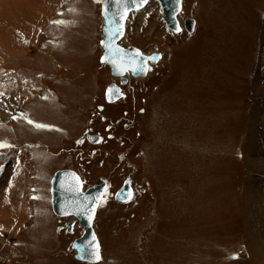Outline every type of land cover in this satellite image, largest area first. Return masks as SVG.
<instances>
[{
  "label": "rangeland",
  "instance_id": "1",
  "mask_svg": "<svg viewBox=\"0 0 264 264\" xmlns=\"http://www.w3.org/2000/svg\"><path fill=\"white\" fill-rule=\"evenodd\" d=\"M100 1L0 0V264H264V0H182L192 32L156 0L132 12L121 44L162 57L118 104ZM86 130L105 142L77 143ZM60 168L136 187L96 209L97 263L75 260L82 227L51 209Z\"/></svg>",
  "mask_w": 264,
  "mask_h": 264
},
{
  "label": "water",
  "instance_id": "2",
  "mask_svg": "<svg viewBox=\"0 0 264 264\" xmlns=\"http://www.w3.org/2000/svg\"><path fill=\"white\" fill-rule=\"evenodd\" d=\"M157 1L159 3L160 11L162 14L161 19L164 21L165 25L171 31L175 33H179L175 31V26L179 24L182 30V26L180 25L177 19V15L182 8V1L179 0V3H177V0H157ZM147 2L144 3L143 6L139 8V10L142 9L147 4ZM127 9H128L127 17L131 11H136V9L133 7L131 3V0H129L127 4ZM123 14H124V6L120 5L117 2V0H101L100 15L102 17V26H101V37L99 39V44L102 48V51L99 56V61L110 68V74L113 77H118L120 78V80L123 79L124 74H129L133 77L143 78L147 74L149 64H155L158 60L155 62L147 61L143 65L145 71L142 73L141 72L134 73L131 70L139 62L138 60L132 61L131 63H122L121 60L119 59V56H115L113 57V59L116 62L115 67L113 66L112 63L102 62V57H106L107 47H119L120 49H124V50H139V52L143 55V57H149L152 56L153 54L159 55L160 58L162 57L161 52L152 51L150 53H144L141 49H139L134 45H129L126 47L121 44V40L123 39L125 33V22H126V19L124 20L121 19V16H123ZM121 26H122L123 34L116 35L113 30ZM183 27L188 32H192L194 29V19L191 17L185 18L183 21ZM110 35H111V41L109 44L108 42L110 39ZM133 54L134 51L128 52L129 56ZM112 86H114L120 92L119 86L116 85V83L113 82L108 83L104 90L105 99L108 102H113L122 96L121 95L118 97L110 98L107 93H108V89ZM86 138L92 143H94L93 140L99 141V136L94 134H87ZM77 178L79 179L77 180ZM104 186H105V181L102 180L94 185L83 188V183L80 178V175L72 168L57 169L55 170V172L53 173L50 179L49 193H50L51 209L53 213L61 217H68V216L72 217L71 220L65 222L67 232L71 231V229L73 228L76 222L82 227L81 234L75 237L70 245L71 249L74 251L73 257L79 261H84L88 263L98 262L90 258L81 259V256H86V253L78 251L79 246L85 245L92 240L93 234L95 235L96 241L99 244V251H100V243L98 241L97 234L93 228V220L95 215L91 219V221H89L88 216L91 214V212L88 211V212H83L81 214L80 212L76 211L75 207L68 209V211L71 212L70 215H65L62 213L65 211V205L68 204L69 202L72 203L74 206H79L81 209H83L85 205L92 204L94 198H99L102 196ZM129 191H131L130 185L128 184V179H125L122 185L115 191L114 199L119 202H125L124 198ZM117 193H119L120 195L117 196ZM74 245L76 247H74Z\"/></svg>",
  "mask_w": 264,
  "mask_h": 264
},
{
  "label": "snow or ice",
  "instance_id": "3",
  "mask_svg": "<svg viewBox=\"0 0 264 264\" xmlns=\"http://www.w3.org/2000/svg\"><path fill=\"white\" fill-rule=\"evenodd\" d=\"M117 2L120 5L124 6V14H123V16H121V19L122 20L127 19V13H128L127 4L129 2V0H117ZM146 2H147V0H131V3H132L133 7L136 10H139V8L142 7L143 4L146 3ZM177 3H179V0H177ZM53 23H63V21H53ZM113 31H114V33L116 35H122L123 34L122 33V26L115 28ZM175 31L176 32H180L181 31V28H180L179 24H177L175 26ZM110 41H111V35H110V39H109V42H108L109 44H110ZM102 43H104V42H102ZM129 51H134V54L129 56L128 55ZM115 56H119V59L121 60L122 63H131L132 61H137L138 60L139 62L136 64V66L131 69L134 73H136V72H141V73L144 72L145 68L143 67V65L147 61L155 62V61L160 59L159 55H157V54H153L152 56H149V57H143V55L139 52V50H124V49H120L119 47H107L106 57H102V62L112 63L113 66L115 67L116 66V62L113 59V57H115ZM107 94H108V96L110 98L118 97V96L122 95V93H120L119 90L116 89L114 86H112V87H110L108 89V93ZM28 122L29 123H33L32 121H28ZM36 127L43 128V127H49V126L48 125H36ZM82 142L83 141H77V143H82ZM93 142L95 143V142H99V141L98 140H93ZM4 146L11 147L10 145H4ZM78 179L79 178H77V180ZM119 195L120 194L117 193V196H119ZM124 199H125V202L132 200L133 199V193L131 191H129ZM106 201H107V191H105L103 196H101L99 198H94L93 199V203L89 204V205H85L83 207V209H81L79 206H74L72 203L69 202L68 204L65 205V211L62 214L70 215L71 212H69L68 209L75 207L76 211L80 212L81 214L83 212L90 211L91 214L88 216V219H89V221H91V219L95 215L96 209L99 208V207H102L103 204L106 203ZM74 247H76V246L74 245ZM78 251L86 253V256H81V259L90 258V259H92L94 261H99L101 259L100 251H99V244L96 241V237H95L94 234L92 235V240L91 241H89L85 245H82V246L78 247ZM233 258H235V257H233Z\"/></svg>",
  "mask_w": 264,
  "mask_h": 264
},
{
  "label": "flooded vegetation",
  "instance_id": "4",
  "mask_svg": "<svg viewBox=\"0 0 264 264\" xmlns=\"http://www.w3.org/2000/svg\"><path fill=\"white\" fill-rule=\"evenodd\" d=\"M182 1V0H181ZM148 53V52H147ZM149 68V67H148ZM112 76V75H111ZM135 78L136 77H133V76H131V75H129V74H127V75H124V77H123V79L122 80H120V78H118V80H117V78L115 77L114 78V80H112L111 82H113V83H116V85H118L119 86V89H120V92L122 93V96L119 98V99H121V98H123L124 99V96H125V92H124V88H125V86H130V87H132L131 86V81L132 80H135ZM127 81V82H126ZM111 82H109V83H111ZM126 89V88H125ZM132 89L134 90V88L132 87ZM124 94V95H123ZM103 97H104V100L106 101V99H105V94H103ZM122 99V100H123ZM116 101V100H115ZM115 101H113V102H115ZM107 103H112V102H108V101H106ZM105 102V103H106ZM106 103V104H107ZM102 107V106H101ZM104 129L106 130V131H109L110 129H111V123L109 124V123H106L105 125H104ZM87 134H94V135H97V136H99V142H97V143H92L91 141H89L87 138H86V135ZM106 137L107 138H111L112 137V133H110V132H106ZM83 140H86L87 142H89V143H92V144H94V145H97V144H99L100 142H105V140L104 139H102V137H101V135H100V132H98V131H96V132H88L87 130L85 131V135H84V138L83 139H81V141H83ZM94 152H96V148H92L91 150H90V153L91 154H93ZM75 170V169H74ZM76 171V170H75ZM76 172H78V171H76ZM78 174L80 175V177L82 178V175H81V173H79L78 172ZM83 179V178H82ZM81 179V180H82ZM125 179H128V184L130 185V188H131V192L132 193H134L135 192V190H136V187H135V185H134V183H133V181H132V178H131V176L130 175H126V176H124L123 178H122V180H121V183L119 184V186L117 187H115L112 191H108L107 190V187H108V181L107 180H105V179H103V178H100V180L98 181V182H100V181H102V180H104L105 181V186H104V190H103V193H102V196H103V194L105 193V190L107 191V193L109 194V196H111L112 198H113V200H114V193H115V191L122 185V183H123V181L125 180ZM98 182H95V183H93L92 185H94V184H96V183H98ZM82 183L84 184V181L82 180ZM89 186H91V185H89ZM88 187V186H87ZM83 188H86V187H83ZM115 202H118V203H122V202H119V201H115ZM72 219V218H71ZM71 219H69V220H71ZM66 221H68V220H66ZM66 221H64V223L66 222ZM61 227H62V225H58L57 226V228H59V229H61ZM65 228H66V226H65Z\"/></svg>",
  "mask_w": 264,
  "mask_h": 264
},
{
  "label": "bare ground",
  "instance_id": "5",
  "mask_svg": "<svg viewBox=\"0 0 264 264\" xmlns=\"http://www.w3.org/2000/svg\"><path fill=\"white\" fill-rule=\"evenodd\" d=\"M149 2H150V0H148V2H147L148 5L146 4V5L143 7V9H141V10H144V9L146 10V9L149 7ZM156 2L158 3L157 0H156ZM100 3H101V1H100ZM158 8H159L158 11L161 13L159 3H158ZM136 11H138V10H136ZM132 12H134V11H131V12L128 14V17L130 16V14H131ZM99 14H100V9H99ZM161 15H162V14H161ZM100 16H101V15H100ZM128 17H127V19H128ZM177 18H178V15H177ZM127 19H126V21H127ZM178 21H179V20H178ZM163 22H164V21H163ZM125 24H126V22H125ZM164 24H165V23H164ZM180 25L182 26V30H184L183 24H180ZM101 26H102V17H101V23H100V30H101ZM165 26H166V25H165ZM166 27H167V26H166ZM167 28H168V27H167ZM168 29H169V28H168ZM182 30H181V31H182ZM181 31H180V32H181ZM172 32H173V31H172ZM174 33H175V32H174ZM0 38H1V37H0ZM0 41H1V39H0ZM100 54H101V53H100ZM100 54H99V55H100ZM97 57H98V56H97ZM160 60H161V59H159L155 64H152V66L158 64ZM101 64H102V63H101ZM150 67H151V65L149 66V68H150ZM148 72H149V70L147 71V74H146V76H145L144 78L147 77ZM109 73H110V71H109ZM124 75H127V74H124ZM114 78H115V77H113V80H114ZM116 78H117V80H118V77H116ZM136 79H142V77H136L135 80H136ZM126 82H127V81H126ZM131 82H132V81H131ZM105 87H106V86H104L103 91L105 90ZM165 90H166V89H165ZM103 91H102V92H103ZM123 95H124V94H123ZM45 98H46V97H45ZM45 98H44V99H45ZM121 99H122V98H121ZM117 100H119V99H117ZM117 100H116V101H117ZM116 101H115V102H112V103H113V104H118V102H116ZM158 112H159V111H158ZM162 112H163V109H162ZM8 115H9V114H8ZM16 119H17V118H16ZM28 119H29V118H28ZM14 120H15V119H14ZM154 125H155V124H154ZM166 126H168V125H166ZM35 127H36V126H35ZM31 129H32V128H31ZM164 129H165V128H164ZM166 129H167V128H166ZM165 134H166V133H165ZM163 135H164V134H163ZM166 137H167V136H166ZM165 143H166V142H165ZM167 143H168V142H167ZM179 158H180V157H179ZM177 159H178V158H177ZM178 166H179V165H178ZM172 170H173V169H172ZM50 179H51V178L48 179L49 183H50ZM169 192H170V191H169ZM176 193H177V192H176ZM38 195H39V194H38ZM165 195H168V194L166 193ZM158 196H159V195H158ZM49 198H50V196H49ZM169 198H170V197H169ZM160 200H161V199H160ZM166 202H168V201H166ZM125 203H126V202H125ZM121 204H122V203H121ZM168 204H169V202H168ZM159 205L162 206L161 203H160ZM159 205H158V206H159ZM158 206L156 207V210H158V209H160V208L162 209V207H163L164 205H163L162 207L159 206L160 208H159ZM158 212H160V211H158ZM156 213H157V212H156ZM18 215H19V214H18ZM130 216H131V215H130ZM58 217H61V216H58ZM158 221H159V220H158ZM2 226H3V225H2ZM73 228H74V227H73ZM56 230H57V229H56ZM71 230H72V229H71ZM204 234H205V233H204ZM262 234H263V233H262ZM262 234H261V235H262ZM196 235H197V234H196ZM259 235H260V234H259ZM262 236H264V235H262ZM262 236H261V237H262ZM195 238H196V237H195ZM195 238H194V239H195ZM262 238H264V237H262ZM196 239H197V238H196ZM258 239H259V238H258ZM261 240H262V239H261ZM261 240H260V241H261ZM195 241H196V240H195ZM261 243H262V242H261ZM210 245H211V244H210ZM263 245H264V244H263ZM70 248H71V247H70ZM73 255H74V251H73ZM78 261H79V260H78ZM82 262H83V261H82Z\"/></svg>",
  "mask_w": 264,
  "mask_h": 264
},
{
  "label": "crops",
  "instance_id": "6",
  "mask_svg": "<svg viewBox=\"0 0 264 264\" xmlns=\"http://www.w3.org/2000/svg\"><path fill=\"white\" fill-rule=\"evenodd\" d=\"M76 261H78L77 259H75ZM78 262H81V261H78ZM82 263H84V262H82Z\"/></svg>",
  "mask_w": 264,
  "mask_h": 264
}]
</instances>
